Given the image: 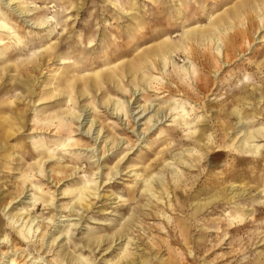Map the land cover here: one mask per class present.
<instances>
[{"label":"rangeland","instance_id":"374dc122","mask_svg":"<svg viewBox=\"0 0 264 264\" xmlns=\"http://www.w3.org/2000/svg\"><path fill=\"white\" fill-rule=\"evenodd\" d=\"M240 1L0 0V236L15 245L0 237V264L12 254L21 264H80L71 258L82 254L89 264L124 256L134 264H264V151L253 158L242 150L238 132L264 126V0ZM233 7L245 13L234 23ZM216 18L231 22L213 29ZM192 27L221 39L190 40L184 52ZM164 38L181 45L166 67L158 57L141 61ZM124 62L137 63L147 81L134 84L122 70L123 88L105 79L72 102L51 95L67 78ZM153 108L160 111L147 122ZM90 181L96 195L84 197ZM8 213L41 225L27 245ZM120 229L126 236L112 243ZM91 237L101 241L94 250L85 246Z\"/></svg>","mask_w":264,"mask_h":264},{"label":"bare ground","instance_id":"6f19581e","mask_svg":"<svg viewBox=\"0 0 264 264\" xmlns=\"http://www.w3.org/2000/svg\"><path fill=\"white\" fill-rule=\"evenodd\" d=\"M9 2H11V3H9V5H13L14 3H13V1L14 0H8ZM18 1V0H17ZM242 1H244V0H242ZM242 1H240V2H242ZM236 2H238V1H236ZM258 1H256L255 3H257ZM260 2V1H259ZM262 2V1H261ZM260 2V3H261ZM262 3H264V2H262ZM16 4V3H15ZM17 5V4H16ZM244 5H246L245 7V9H246V11H252V10H258V8L257 7H255L254 5H252V4H249V3H246V4H244ZM234 6H236V4H234ZM262 6H264V5H262ZM261 6V7H262ZM227 7H229V6H227ZM260 7V8H261ZM13 8H16V7H13ZM230 8V7H229ZM232 8V7H231ZM241 8V7H240ZM259 8V9H260ZM262 8H264V7H262ZM244 9V8H243ZM243 9H242V12L244 13V11H243ZM20 14L21 13H23V11L21 10V9H19V8H17L16 9ZM234 10V11H233ZM224 11V10H223ZM225 11H226V8H225ZM229 11H230V9H229ZM245 11V12H246ZM262 11H264V10H262ZM238 8H235V7H233V9H232V15H230V18L232 19L231 21H233L232 23H234V20L236 19V18H240L241 16H242V13ZM259 12V11H258ZM228 14H230L229 12H227ZM253 13H255V11L254 12H252V14ZM257 13V12H256ZM255 13V14H256ZM260 13V12H259ZM257 13L258 14V17H260V21H261V23H262V25H264V16H262V14H264V12H262V14L260 13ZM220 14V13H219ZM245 14V13H244ZM250 14V13H249ZM249 14H248V16H249ZM251 14V15H252ZM254 14V15H255ZM27 15V14H26ZM31 15V14H30ZM250 15V16H251ZM22 16V15H21ZM218 16V15H217ZM221 16H224L223 14H221ZM220 16V17H221ZM244 16H246V15H244ZM253 16V15H252ZM216 17V16H215ZM257 17V16H256ZM252 19H255L254 18V16H253V18ZM230 19L229 18H223V19H218V18H216V23L214 24V28L213 29H215V28H219L220 26H222V27H224L226 24H228V23H230L231 21H229ZM242 20V19H241ZM244 20H247V19H244ZM253 22V21H252ZM251 22V23H252ZM257 22H259V20L257 21ZM232 23L231 24H229V25H227V27L228 28H230L231 29V27H232ZM242 23H244V21L242 22ZM2 24L4 25V27H6L7 29H8V31H9V25L7 26L6 25V23L5 22H2ZM237 24V23H236ZM249 24V23H248ZM254 24V23H253ZM241 25V24H240ZM255 25H257L256 23H255ZM254 25V26H255ZM235 26L237 27V25H234V27L233 28H235ZM10 27H12V26H10ZM241 27V26H240ZM245 27V26H244ZM253 27V26H252ZM205 28V27H204ZM203 28V29H204ZM209 28H210V26H209ZM221 28V27H220ZM238 28V27H237ZM241 28H243V27H241ZM254 28V27H253ZM132 29H134V27L132 28ZM202 28L200 29V28H196V27H192V28H188V29H186V32H187V35H186V38H185V45H183L182 47H183V49H184V52H185V49H189V50H191L192 48V46H190V40H191V42H193V41H196L197 43H199V44H202L203 43V41H204V43H205V41L206 42H210L209 43V45H211V44H215V40H217V41H219V39H221V37H219V35L217 36L216 35V32H210V33H208V34H206V32L203 30ZM206 29H207V27H206ZM223 29V28H222ZM251 29V28H250ZM259 29H261V27H259ZM226 30H228L227 28H226ZM242 30V29H241ZM252 31H254V30H252ZM10 32V31H9ZM135 32V31H134ZM137 32V31H136ZM227 32H230L229 30L227 31ZM245 33H246V30L244 31ZM255 32V31H254ZM257 32V31H256ZM219 33H221L220 31H219ZM226 33V32H225ZM224 33V34H225ZM248 33V32H247ZM250 33V32H249ZM227 34V33H226ZM236 34V33H235ZM242 34H243V30H242ZM251 34V33H250ZM139 35V34H138ZM228 35V34H227ZM226 35V36H227ZM232 35V34H231ZM246 35V34H245ZM253 35V34H252ZM262 35H264V34H262ZM139 37V36H138ZM228 37H229V35H228ZM237 37V36H236ZM253 37V36H252ZM245 38V37H244ZM249 38V37H248ZM7 39V38H6ZM229 39H231V38H229ZM235 40L236 38H232V40ZM237 39H238V37H237ZM236 39V41H238ZM246 39V38H245ZM256 39V38H255ZM260 39V38H259ZM262 39V38H261ZM225 40V39H224ZM233 40V41H234ZM91 41V40H90ZM232 41V42H233ZM261 41H264V40H261ZM260 41V42H261ZM2 44L4 43L3 41H0ZM250 42V41H249ZM239 43V42H238ZM248 43V42H247ZM194 45H195V42L193 43ZM192 44V45H193ZM218 44V43H217ZM232 44V43H231ZM239 44H241V43H239ZM137 45V44H136ZM198 45V44H197ZM216 45V44H215ZM225 45H227V47L229 46V43L228 44H225ZM237 45V44H236ZM244 45V44H243ZM252 45V44H251ZM155 46V45H154ZM154 46H153V48H154ZM203 46V45H202ZM219 44L217 45V46H214L213 48L215 49V51H217L216 52V54L217 53H219L220 51V49L221 48H219ZM235 46V45H234ZM249 46V45H248ZM181 47V45H179V44H174L170 39H168V38H164L162 41H160L158 44H157V47H156V49L155 50H153L150 54H147L146 53V56H141V61H143L144 63H148V62H150L152 59L151 58H153V57H158V60L162 63V68H165L166 67V64H168L169 62H170V60H171V58H172V56L174 55V52L178 49V48H180ZM198 47V46H197ZM207 47H208V45H207ZM212 47V46H211ZM221 47H223V46H221ZM226 47V48H227ZM245 47H247V46H245ZM200 48H201V46H200ZM225 48V47H224ZM229 48V47H228ZM228 48H227V50H228ZM240 48V47H239ZM248 48V47H247ZM150 49V48H149ZM233 49H235L234 47H233ZM231 50V51H234V50ZM137 50V49H136ZM135 50V51H136ZM147 51H149L148 50V48L146 49ZM152 50V49H151ZM195 50V49H194ZM199 50V49H198ZM222 50V49H221ZM242 50H243V47H242ZM200 51V50H199ZM219 51V52H218ZM241 51V50H240ZM248 51V50H247ZM146 52V51H145ZM213 52V51H212ZM211 52V50H210V52L209 53H212ZM226 52V51H225ZM225 52H222V54H224ZM245 52V51H244ZM194 53H196L195 51H194ZM227 53V52H226ZM234 53V52H233ZM240 53V52H239ZM204 54V53H203ZM202 54V55H203ZM208 54V53H207ZM228 54V53H227ZM245 54V53H244ZM141 55V54H140ZM142 55H144V53H142ZM241 55H243V54H241ZM188 56H189V54H188ZM205 56V55H204ZM207 56V55H206ZM210 56V55H209ZM213 56V55H212ZM240 56V55H239ZM192 57V56H191ZM227 57V56H226ZM262 57V56H261ZM207 58V57H206ZM228 58V57H227ZM227 58H226V60H227ZM136 59L138 60V58L136 57ZM143 59V60H142ZM208 59V58H207ZM238 59V58H237ZM125 60H126V58H125ZM129 60V59H128ZM235 60V59H234ZM216 61H217V59H216ZM219 61V60H218ZM217 61V62H218ZM142 62V63H143ZM152 62V61H151ZM199 62V61H198ZM209 62H210V59H209ZM217 62H215V63H217ZM227 62V61H226ZM257 62V61H256ZM262 62V61H261ZM125 63V62H124ZM128 63V62H127ZM153 63H154V61H153ZM231 63V62H230ZM258 63V62H257ZM111 64V63H110ZM109 63L107 64V69H106V72L104 73L103 71L105 70H101V69H97V70H95V71H93V72H90V73H88V75H87V77H80V76H78L77 75V77H73V79H69V78H67L66 80H64V82H63V85L62 86H59L56 90H57V92H54L53 94H51L52 96H55V95H61V93H63V94H67V100L66 101H68V102H72L73 100H74V95H73V93H76V94H80L81 96L83 95H85V93L87 92V90H86V88H91L92 86L93 87H97V88H101V86H102V84H103V81L105 80V79H107V80H109V81H111V82H113V83H116L115 85H119L120 87L119 88H123L121 85H120V81H119V78H120V72L122 71V73L123 72H125V74H123L122 76H126V74H131V76H130V78L133 76V81L135 82L134 84H141V82L142 81H147V76H146V74L144 73V72H142L141 70H143V69H141L140 68V66L139 65H137V63H129V64H124V65H120V64H117V65H115V66H111ZM159 64V63H158ZM223 64V63H222ZM225 64V63H224ZM106 65V64H105ZM120 65V66H119ZM157 65V64H156ZM211 65V64H210ZM226 65H227V63H226ZM9 66V65H8ZM142 67H143V65H141ZM147 66V65H146ZM150 66V65H149ZM158 66V65H157ZM219 66V65H218ZM220 66H221V64H220ZM219 66V67H220ZM119 67H122L123 69H120ZM212 67V66H211ZM66 68V67H65ZM81 68V67H80ZM146 68V67H145ZM62 69V68H61ZM149 69V68H148ZM148 69H146V70H148ZM216 68H214V70H215ZM151 70H152V66H151ZM159 70H160V68H159ZM216 70H219V69H216ZM65 71V70H64ZM82 71V70H81ZM148 72H150V71H148ZM155 72V71H154ZM158 72V71H157ZM156 72V73H157ZM67 73V72H66ZM76 73V72H75ZM77 73H79V72H77ZM216 73H217V71H216ZM215 73V74H216ZM69 74V73H68ZM105 74V75H104ZM158 74V73H157ZM81 75V74H80ZM104 75V76H103ZM187 75V74H186ZM150 76H152V75H150ZM163 77V76H162ZM83 78V79H82ZM126 78V77H125ZM121 79V78H120ZM136 79H138V80H136ZM182 79V78H181ZM79 80V81H78ZM80 80H83V88H81L80 89V86L81 85H79V82H80ZM123 80V79H122ZM121 80V81H122ZM127 80V79H126ZM153 80V79H152ZM129 81V80H128ZM105 82V81H104ZM151 82V81H150ZM153 82V81H152ZM62 83V82H61ZM110 83V82H109ZM131 83V82H130ZM133 83V82H132ZM147 83V82H146ZM208 83V82H207ZM125 84V83H124ZM143 84V83H142ZM149 84V83H148ZM146 85V84H145ZM127 86V85H126ZM132 86V85H131ZM133 87V86H132ZM135 87V86H134ZM136 88V87H135ZM102 89V88H101ZM139 89V88H138ZM55 90V91H56ZM135 90V89H134ZM141 90V89H140ZM117 91V90H116ZM79 95V96H80ZM108 95V94H107ZM132 95V94H131ZM77 96V95H76ZM80 96V97H81ZM107 97V96H106ZM262 97V96H261ZM262 98H264V97H262ZM48 99V98H47ZM47 99H45V100H47ZM105 100V99H104ZM260 100V99H259ZM111 100H110V96H109V99H107V102H110ZM261 101V100H260ZM106 102V101H105ZM89 103H90V101H89ZM75 104V103H74ZM112 104V103H111ZM113 104L115 105V107H114V109H115V111H116V113L119 111H121V112H124L123 114L124 115H126V110H127V106H125L124 105V102H122L121 100H116V101H113ZM236 104V103H235ZM244 104V103H243ZM242 104V105H243ZM261 104V103H260ZM88 105V104H87ZM92 105H93V103H92ZM74 108V107H73ZM93 108V107H92ZM143 112H146L147 110H149L150 108H151V105H149L148 107L147 106H144L143 105ZM236 108V107H235ZM68 109H70V108H68ZM113 109V110H114ZM168 109V108H167ZM166 109V110H167ZM238 108H236V110H234V109H232V110H234V112H235V114H236V118L238 119V122L239 123H242V120L246 117V116H244V110H243V112H241L239 109L237 110ZM245 109H247V108H245ZM71 110V109H70ZM73 110V109H72ZM157 110H159L158 108L156 109V108H153L152 109V111H154V114H150L151 116L150 117H148V118H146L147 119V122H150L151 120H152V116H154V115H158V111ZM172 110V109H171ZM248 110V109H247ZM160 111V110H159ZM171 112H173V111H171ZM249 112V111H248ZM70 113V112H69ZM149 113V112H148ZM170 113V112H169ZM227 113V112H226ZM257 113V112H256ZM64 114V113H63ZM259 114H260V112H259ZM50 115H52V113L50 114ZM81 115V114H80ZM79 115V113H78V116H80ZM149 115V114H148ZM257 115V114H256ZM55 116V115H54ZM219 116V115H218ZM227 116V115H226ZM253 116V115H252ZM40 117H42V116H40ZM39 117V118H40ZM45 117V116H44ZM76 117V116H75ZM155 117V116H154ZM157 117V116H156ZM169 117V116H168ZM172 117H175V116H172ZM46 118V117H45ZM44 118V119H45ZM53 118V117H52ZM63 118H64V116H63ZM43 119V120H44ZM48 119V118H47ZM51 119V118H50ZM84 119V118H83ZM161 119V118H160ZM215 119V118H214ZM42 120V118H40V121ZM155 120V119H154ZM159 119H156V121H158ZM49 121V120H48ZM56 121V120H55ZM90 121V123H91V126L94 124V119H92V120H89ZM96 121V120H95ZM176 122V121H175ZM232 122V121H231ZM248 122V121H247ZM246 122V123H247ZM250 122V121H249ZM51 123V122H50ZM55 123V122H54ZM54 123L52 124V125H54ZM61 123V122H60ZM221 123V122H220ZM238 124V123H237ZM9 125H11V124H9ZM51 125V124H50ZM81 125V124H80ZM154 125V124H153ZM230 125V124H229ZM247 125V124H246ZM58 126V125H57ZM61 126V125H60ZM231 126V125H230ZM237 125H235V127H236ZM242 126V125H241ZM253 126V125H252ZM260 126V125H259ZM148 127V126H147ZM229 127V126H228ZM55 128V127H54ZM59 128V127H58ZM237 128V127H236ZM238 129V128H237ZM235 130V129H234ZM243 130H239L238 132H240V136H241V139H240V144H239V146H240V148L242 149V150H244V151H247V152H251V154H253L252 156H253V158H257V156H260L261 155V152L262 151H264V143H254L255 141H257L256 140V138H258V137H261V138H264V126H261V127H257V129H254V130H249V129H245L243 132H242ZM207 132V131H206ZM60 134V133H59ZM139 134V133H138ZM196 134V133H195ZM159 136H160V134H159ZM236 136H237V134H236ZM239 137V136H238ZM97 139V138H96ZM261 141H264V139H262ZM239 143V142H238ZM196 148V147H195ZM194 148V149H195ZM97 150V149H96ZM193 151V150H192ZM195 151V150H194ZM196 152V151H195ZM201 152V151H200ZM165 153V152H164ZM205 153V152H204ZM191 154V153H190ZM200 154V153H199ZM195 155V154H194ZM205 155V154H204ZM199 156V155H198ZM203 156V155H202ZM251 156V157H252ZM168 158V157H167ZM194 158V157H193ZM202 158V157H201ZM100 159V158H99ZM162 159H163V157H162ZM166 160V159H165ZM179 160V159H178ZM258 160V159H257ZM180 161V160H179ZM163 162V161H162ZM168 164V163H167ZM38 165V164H37ZM191 165V164H190ZM157 166V165H156ZM164 166V165H163ZM166 166V165H165ZM169 166V165H168ZM33 168H34V166H32ZM39 167H41V166H39ZM155 167V166H154ZM32 168V169H33ZM36 168H37V166H36ZM150 168V167H149ZM38 169V168H37ZM53 169V168H52ZM120 170V169H119ZM34 171V170H33ZM60 171V170H59ZM30 172V171H29ZM63 172V171H62ZM114 172V171H113ZM113 172H110V174L111 173H113ZM115 173V172H114ZM116 173H118L117 171H116ZM115 173V174H116ZM30 174V173H29ZM25 175V174H24ZM109 175V174H108ZM28 176V175H27ZM113 176H114V174H113ZM111 177V176H110ZM146 178V177H145ZM28 180V178L27 177H25L24 178V182L26 183V181ZM91 180H93V179H91ZM23 181H21V182H23ZM92 182L93 181H90V182H87V184L82 188V189H84V191H83V195H85L84 197H86L87 196V194L89 193V194H93V195H96L95 194V192H93V190H95L96 189V185L95 184H92ZM160 182H161V180H160ZM24 184V183H23ZM22 184V185H23ZM30 184H32V183H30ZM233 187V186H232ZM16 188H18L19 189V186L17 187L16 186ZM21 188V187H20ZM162 188H164V187H162ZM231 189H233V188H231ZM17 190V189H16ZM16 190H15V192H16ZM151 190V189H150ZM164 191V190H163ZM246 190H242V191H240V195H242V194H244V192H245ZM23 192V189H21L20 191H19V193H22ZM166 192V191H165ZM97 193V192H96ZM17 194V193H16ZM81 194V195H82ZM88 194V195H89ZM17 196H18V194H17ZM15 197V196H14ZM31 198L35 201L36 199L38 200V199H42V197L40 196V195H35V194H33L32 193V196H31ZM78 198V197H77ZM83 197H79L78 199H77V203L78 204H80V205H82L83 203H81V201H83V199H82ZM34 203V202H33ZM75 208V207H74ZM75 210V209H74ZM9 214V217L7 218V220H8V224L11 226V229H13L15 232H16V235H17V238L19 239V243L21 242V243H23V244H28L29 242H31V240H32V238L34 237V234L36 233V232H38L39 231V229L41 228V225L38 223V222H36L35 223V220H36V217H26L25 215L23 216V214L22 213H19V214H10V213H8ZM62 221V220H61ZM64 221V220H63ZM132 223V222H131ZM130 225V224H129ZM41 231V230H40ZM125 229H120V230H118L116 233H115V236H113L112 237V239L114 238V237H116L117 235H119V237L121 238L122 236H126V234H125ZM0 235H3L2 234V232H0ZM1 237V236H0ZM115 239V238H114ZM114 239L112 240V243H114L115 241H114ZM116 239H118L117 237H116ZM1 242L2 243H4V241H6V243H8V242H10V245H11V247H12V249L15 247V245H14V242L13 241H11L10 239H8V237H6V236H2L1 237ZM121 240V239H120ZM125 240V239H124ZM87 241V240H86ZM117 241V240H116ZM109 243H111V241H109ZM126 243V242H125ZM100 244H101V241H100V237H97V238H95V237H91V238H89L88 239V241L86 242V244H85V246H88L89 248H91L92 250H94L96 247H98V246H100ZM124 244V243H123ZM4 245V244H3ZM34 243L32 244V245H28V246H30V248L33 246L34 247ZM128 245V242H127V244H126V246ZM124 247V246H123ZM122 249V248H121ZM125 249L123 248V251H124ZM24 251V250H23ZM122 253V252H121ZM128 254V253H127ZM132 254V253H131ZM12 255H14V254H12ZM12 255H10V256H6L5 255V257H6V260H5V262L3 263V264H21L14 256H12ZM70 257H73L72 255L70 256ZM127 257V256H126ZM157 257V256H156ZM32 258H34V259H38V258H41L39 255H34V256H32ZM123 258H125V256L123 257ZM123 258H121V260L119 259L117 262H116V264H134L133 262L134 261H129V260H127V261H124V259ZM129 258V257H128ZM136 258V257H135ZM77 260L80 264H89V261H90V259L89 258H87V257H84V255L82 254V255H78V256H76V257H73V258H71V260ZM130 259V258H129ZM131 260V259H130ZM43 261H45V260H43ZM60 261L62 262H60L61 264H63V261H65V258H63V259H60ZM68 262L70 263V261L68 260ZM111 261L110 260H106L105 261V264H111L110 263ZM136 262V261H135ZM146 264L145 263V261L144 260H140V261H138V264ZM68 264V263H67ZM115 264V263H114ZM148 264V263H147ZM168 264H170V263H168Z\"/></svg>","mask_w":264,"mask_h":264}]
</instances>
